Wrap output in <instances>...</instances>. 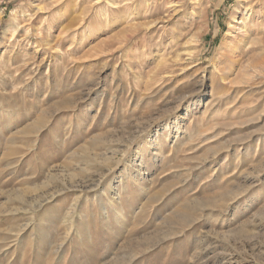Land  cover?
Instances as JSON below:
<instances>
[{
	"label": "rangeland",
	"instance_id": "1",
	"mask_svg": "<svg viewBox=\"0 0 264 264\" xmlns=\"http://www.w3.org/2000/svg\"><path fill=\"white\" fill-rule=\"evenodd\" d=\"M260 204L264 0H0V264H255Z\"/></svg>",
	"mask_w": 264,
	"mask_h": 264
},
{
	"label": "bare ground",
	"instance_id": "2",
	"mask_svg": "<svg viewBox=\"0 0 264 264\" xmlns=\"http://www.w3.org/2000/svg\"><path fill=\"white\" fill-rule=\"evenodd\" d=\"M243 24V23H242ZM242 28V27H241ZM243 29V28H242ZM261 205V204H260ZM258 214V217L256 219L253 220L252 222V228H253V232H259L260 228L261 229H264V204L261 205L260 209H259V212L257 213ZM186 217V216H185ZM255 218V217H254ZM257 230V231H256ZM249 232V231H248ZM254 232V233H255ZM251 238H254L253 236ZM252 243L253 242V239L250 240ZM249 243V242H248ZM264 250V249H263ZM263 250H258V253L256 255L257 257V262H255V264H264V261H262L263 259L259 260L258 258L261 256V255H264V251ZM259 260V261H258Z\"/></svg>",
	"mask_w": 264,
	"mask_h": 264
}]
</instances>
